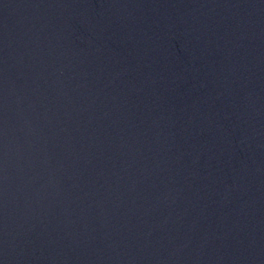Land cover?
I'll return each instance as SVG.
<instances>
[{
  "label": "water",
  "instance_id": "95a60500",
  "mask_svg": "<svg viewBox=\"0 0 264 264\" xmlns=\"http://www.w3.org/2000/svg\"><path fill=\"white\" fill-rule=\"evenodd\" d=\"M0 264H264V0H0Z\"/></svg>",
  "mask_w": 264,
  "mask_h": 264
}]
</instances>
